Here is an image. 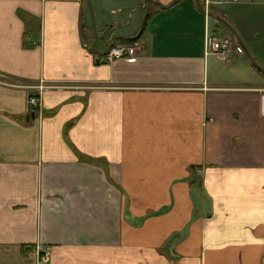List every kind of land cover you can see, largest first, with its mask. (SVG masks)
Instances as JSON below:
<instances>
[{"label":"crops","instance_id":"0c3cea01","mask_svg":"<svg viewBox=\"0 0 264 264\" xmlns=\"http://www.w3.org/2000/svg\"><path fill=\"white\" fill-rule=\"evenodd\" d=\"M206 1L90 0L95 38L86 0H0V264H264V0Z\"/></svg>","mask_w":264,"mask_h":264},{"label":"built area","instance_id":"2783aa9c","mask_svg":"<svg viewBox=\"0 0 264 264\" xmlns=\"http://www.w3.org/2000/svg\"><path fill=\"white\" fill-rule=\"evenodd\" d=\"M223 0H207L205 2L204 13L209 16V9L213 6L220 5ZM233 44L231 37H219L215 39H209L206 42V53L214 54L220 59H225L227 56L231 45ZM139 43L134 41L130 44H115L111 43L108 46L106 53L98 59L105 63H112L114 60H123L125 62H131L135 57ZM42 89V87H38ZM27 106L29 109H38V101L34 97H29L27 100ZM38 263L45 264L49 261V253L43 252L38 255Z\"/></svg>","mask_w":264,"mask_h":264},{"label":"water","instance_id":"95a60500","mask_svg":"<svg viewBox=\"0 0 264 264\" xmlns=\"http://www.w3.org/2000/svg\"><path fill=\"white\" fill-rule=\"evenodd\" d=\"M86 3H87V7H88V11H89V14H90V20H91V30H92V33L94 35L95 38H97L96 34H95V26H94V17H93V11H92V7H91V3H90V0H86ZM198 9L201 13H203V10L200 6H198ZM210 17H213L215 18L216 20H218L220 23H222L223 25H225L232 33L233 37L235 38L236 42L239 44V46L241 47V49L244 51V48H243V45L241 44V41L240 39L238 38V36L236 35L235 31L229 26V24H227L223 19L221 18H218V17H215L213 15H210ZM253 65L259 69V70H262L260 69L256 64L255 62L253 63ZM262 72H264L262 70Z\"/></svg>","mask_w":264,"mask_h":264},{"label":"rangeland","instance_id":"374dc122","mask_svg":"<svg viewBox=\"0 0 264 264\" xmlns=\"http://www.w3.org/2000/svg\"><path fill=\"white\" fill-rule=\"evenodd\" d=\"M92 11H93V8H92ZM93 17H94L95 34L98 36L99 30L96 27L94 12H93ZM89 25L91 26L90 14H89ZM105 45L106 43L104 42L98 43V45L95 47V50H97V52L99 53H102L105 50Z\"/></svg>","mask_w":264,"mask_h":264},{"label":"trees","instance_id":"16d2710c","mask_svg":"<svg viewBox=\"0 0 264 264\" xmlns=\"http://www.w3.org/2000/svg\"><path fill=\"white\" fill-rule=\"evenodd\" d=\"M136 39H126V40H123V39H117L114 43L115 44H130L132 42H134Z\"/></svg>","mask_w":264,"mask_h":264}]
</instances>
